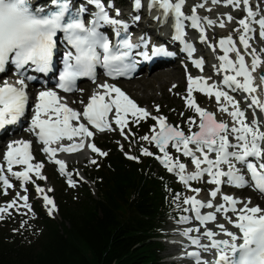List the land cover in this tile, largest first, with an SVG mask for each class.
<instances>
[{"label":"snow or ice","instance_id":"1","mask_svg":"<svg viewBox=\"0 0 264 264\" xmlns=\"http://www.w3.org/2000/svg\"><path fill=\"white\" fill-rule=\"evenodd\" d=\"M220 2L221 0H211L213 5ZM223 3L226 7L231 6L233 10H241L243 6L242 10L246 13L245 18L236 21L239 27L234 29L240 33L238 41L243 48V54L232 35L220 38L218 45L208 44L213 51L218 47L222 53L217 56L219 63L213 65L215 74L220 75L221 79L209 83L211 77L188 76L185 104L199 120L197 122L192 117L188 118L187 134L179 125L168 124L164 116H152L120 88L107 83L99 85L102 91L90 97L82 113L62 102L56 91H40L30 119V131L36 134L37 141L43 145L42 151L49 157L50 162L58 165L60 174L67 177L68 185L74 187L75 181L66 172L65 162L55 157L58 152L73 153L84 149L85 142L93 137V132L81 122V118L101 132L113 131L114 123L121 135H124V130L130 123L139 125L141 121L151 118L155 121V125L151 127L152 134L144 135L140 139L154 145L160 153L154 158L169 173L176 175L180 183L195 193L193 196L184 197L182 203L177 204L183 212L190 213L182 215L180 223H192L194 220L198 224L182 232L190 244L200 250L189 252L188 257L194 259L195 264H264V209L259 206L249 207L250 200L244 202L221 192L222 186L227 185L236 188L251 186L264 193V117L257 116V110L264 114V95H257L258 91L264 92V88L256 85L253 75L264 65V59L256 49H251L249 43L253 23L259 25L260 35L264 37V17L256 19L258 13L253 11L250 0H223ZM87 4L92 5L95 11L91 13V19L86 24L84 16L89 9L78 0H43V3L35 5L32 0H0V72H4L6 66L12 64L22 77L16 81L18 86L7 81L0 85V132L11 131L10 126L17 125L25 117L29 106L25 78H36L25 77V72L30 67L35 73H51L60 40L68 46V50L61 53L62 70L58 75V87L64 92L74 91L80 78H89L95 82L97 67L103 68L110 78L129 76L136 70L137 62L133 59V51L139 45L132 44L126 35L128 25L109 16L103 0H87ZM185 4L186 0H148L147 7L159 12L157 20L167 23L171 19L174 33L172 38L177 42L183 41V51L191 57L195 48L184 40L185 22H190L187 26L199 32L198 39L201 43H208L202 19L209 27L215 26L217 22L197 15V8H203L204 3L194 6L191 15H185ZM142 6V0H134L137 11ZM116 15H120L119 10ZM139 18L134 17L137 21ZM225 20L230 23L235 17L226 15L219 21L220 28L225 27ZM105 26L114 29V43L100 31ZM120 29L124 30L125 35L121 34ZM142 44L146 49L147 44L143 40ZM233 53L235 58L231 56ZM139 54L144 60L150 58L148 51ZM169 55L173 54L164 47L151 49L153 57ZM245 55L251 57L250 63L246 61ZM193 63L203 71V59L194 60ZM260 80L261 85H264V75ZM194 92L209 99L214 98L217 111L226 114L230 123L218 121L215 113L202 109L195 100ZM230 93H243L246 109H242L241 102ZM247 109H252L251 119ZM156 110L159 112L158 106ZM193 127L197 130L193 131ZM77 138L79 142H73ZM64 140L72 143L65 146L61 143ZM53 144L60 146L53 148ZM87 147L101 156L107 155L100 152L93 143H88ZM170 148L179 155L174 157L169 151ZM30 149L31 142L26 141H14L7 145L3 156L4 163L0 164V184L3 185L5 194L7 189L13 187L9 175L21 182L24 191H27L24 185L35 183L32 180L33 175L37 179H45L41 174L43 164L31 163L34 157ZM141 154L154 155L147 148H141ZM179 156L187 158L195 171L189 173L187 165ZM127 158L137 159L130 155ZM91 163L95 164L96 161L92 160ZM14 166H20L23 170L13 171ZM205 176L208 177L205 183L215 187L209 191L210 198L201 201L197 198L201 189L192 188L191 182L200 181ZM36 192L41 194L48 214L52 215L56 211L54 201L38 185ZM218 196L221 202L217 204L215 201ZM17 200L23 201L19 207L31 212L28 196L17 194L16 199L0 208V214L7 213L12 208L18 209ZM176 200H181L179 194ZM241 204L243 206L238 207ZM204 209L212 211L205 213ZM218 217L226 220L237 231H230L225 224L218 223ZM209 224H214L219 231L209 228ZM193 232L199 235H191ZM218 236L227 238L217 239ZM202 239H206L208 243L203 244ZM201 251L213 254L214 259H202Z\"/></svg>","mask_w":264,"mask_h":264},{"label":"trees","instance_id":"2","mask_svg":"<svg viewBox=\"0 0 264 264\" xmlns=\"http://www.w3.org/2000/svg\"><path fill=\"white\" fill-rule=\"evenodd\" d=\"M153 124H133L134 141ZM97 144L107 153L87 170L97 197L85 184L74 199L58 175H45L60 221L36 206V227L27 233L9 232V223L0 221V264H167L163 232L178 218L183 189L158 170L155 156L141 154L144 146L128 145L137 158L130 160L116 145Z\"/></svg>","mask_w":264,"mask_h":264},{"label":"rangeland","instance_id":"3","mask_svg":"<svg viewBox=\"0 0 264 264\" xmlns=\"http://www.w3.org/2000/svg\"><path fill=\"white\" fill-rule=\"evenodd\" d=\"M201 3H204L203 8H197V15L201 16L202 18L207 17L208 19L214 20L217 22L215 26L209 27L206 22H203V26L205 27V32L208 33V43L206 44V47H208V51H211V53L205 52V49L202 47H199V51L203 53V55L208 56L209 62L212 64L214 63V60L217 59V56L222 54L220 53L218 47L216 48V51H213L211 48H209L208 44L212 45H218V40L220 38L227 37L228 35H232L233 39L237 42V45H239L238 41V36L240 35L239 32L234 31V29L238 28L239 25L236 23L237 20L245 18L246 13L242 10L243 6H241V10H233L231 6H224L223 0H221L220 3L213 5L211 3V0H186V4L184 5L183 11L185 12V15H191L192 13V8L196 5H199ZM258 4H264V0H250V6L252 7L254 12H257L258 15L256 17L257 20L260 18L264 17V14H261V11L259 12V9L256 7ZM132 2H130L127 7L131 8ZM210 9V10H209ZM263 12H264V6H263ZM232 15L235 17V20L232 22H227L225 20V27L220 28L219 27V21L221 19H224L226 15ZM203 20V19H202ZM253 32L256 35L254 40H251L252 42H255L256 44H259L260 47H264V37L260 35V29L259 25L257 24H252ZM262 45V46H261ZM240 46V45H239ZM242 47V46H240ZM210 54V56L208 55ZM212 54V56H211ZM216 56V57H214ZM232 58H234V54H231ZM219 62V61H218ZM148 73L144 74L138 79H135L131 82H116L115 85L121 88V90L129 96L130 99H132L134 102L139 103V107L146 109L152 116H162L158 113H154V111L157 109V106L159 109H162L165 111L166 114V119L167 117L170 119L168 121V124L172 125L171 122L176 123V125H179L182 130L185 131L187 134L188 130V124L186 121L188 118L192 117L194 119L199 120V117L193 112V110L189 109L186 107L185 104V97L187 95V85H188V76L193 77V72L190 69H183V72L181 71L180 77L183 78V82H176L173 80L170 85L167 88V91L165 93V96H162L160 91H159V86L156 85V91L153 92L152 89H147L146 91H140L136 90L134 88L129 89L125 85L130 84L133 86L139 85V81L143 79ZM208 76L214 79L213 73L210 71L208 73ZM220 81L219 79H214ZM176 86H179L178 88H175ZM85 93L78 92L77 94L71 96L68 98V101L72 105L76 107L80 106L81 104L85 103L88 97V94L86 93V90L84 89ZM195 100L199 103V105L202 108L210 106V112L214 111L213 106L215 107V104L213 100L209 99L203 94H195L194 95ZM146 102H150L152 104L153 109H150L147 105H145ZM154 110V111H153ZM148 120H151V118H148ZM228 122V120L226 121ZM26 123L29 124V121ZM133 123H130V125L125 128L124 130V135H121L119 128L115 127L113 131H110L106 135H101V136H94L89 139V143H96L98 141L100 144H106V145H116L118 147V150L121 153L127 154V156H132L131 151L132 148L131 146H128L130 144H136L138 147L144 146L147 148L149 151L153 152V149H157L154 145L149 144L146 141H143L142 139L140 140L141 142H135L133 135L130 132V128ZM155 125V121L153 126ZM152 127V126H151ZM151 127L148 126L146 131L140 133V135H151ZM195 128V127H193ZM28 129L26 127L21 130L20 132L16 133L14 136H19L16 140L14 141H26V142H31L32 145V156L34 159L31 161V163L36 164V163H42L43 164V169L41 171V174L45 177V175H48L51 177L55 175H58L60 179L69 187L70 190L74 191L73 197L74 199H77L78 197H81L80 190L84 187V185H88L89 189L92 191V195L94 197H97V193L95 188L92 186L91 183H89L88 178H87V170L91 168L94 164L91 163L92 160H95L96 162L101 161V155L98 153L92 152L90 149H88L86 152L82 154H78L75 157H69L67 160L70 161L73 164L72 167V173H68L73 181H75V186L70 187L67 182V177L63 176L60 174L59 170L57 167L49 162L47 160L46 154L42 151V148L37 145L34 142V139L31 136H26L25 138L22 137L23 133H26ZM194 131V130H193ZM125 136H127V139H125ZM13 137V136H11ZM9 137V138H11ZM8 141V140H7ZM34 147V149H33ZM5 148H1L0 150H3ZM158 151V149H157ZM170 153L176 157L179 154L175 153L173 149H169ZM2 152V151H1ZM6 151H3V156ZM160 155L159 151L158 154ZM3 156L0 158V164H3ZM180 160L184 162L187 165V171L189 173L193 172V168L190 164V162L184 158L183 156H179ZM132 160V159H131ZM165 168L158 162V170H164ZM166 170V169H165ZM167 171V170H166ZM168 172V171H167ZM169 173V172H168ZM170 174V173H169ZM171 178L172 181L176 184H179L181 188L184 191L185 197H190L195 195L194 192L190 191L188 188L185 187V185H182L179 180L172 174ZM10 182L12 183L13 187L7 189V194H5V190L3 188V185L0 184V190H1V197H0V208L6 207L8 203H10L12 200L17 198V194L20 196H28V203L31 206V212H29L26 208L24 207H19L23 203L21 200H17V208H12L9 209L7 213L0 214V221H5L6 223H9V232H13L14 234H19L22 235V233H27L31 230H33L34 227H36V220L38 219V214L35 211L34 207L40 208L45 214H47V207H45L44 202L41 198V194L36 192V182H40L42 185L41 188L45 190V193H47L50 196H55V188L53 187L52 183L49 182L46 177L44 180L37 179L34 175L32 176V180L35 181V183H31L30 188L27 189V191H24L21 187V182L19 181L17 183L16 179L10 178ZM192 188H199L201 189L199 196L197 197L201 201H207L209 197V191L214 188V186H210L205 181H198L195 185L191 186ZM51 189V191H49ZM222 194H226L227 192H224V187L221 188ZM233 195H236L238 198L241 200H246L248 198L247 196V191H236L232 193ZM249 194V193H248ZM251 195L255 196V194L250 193ZM187 207V206H183ZM204 212V211H203ZM48 215V214H47ZM182 215H190V213L183 212L181 209L178 212V218L177 220H171L168 222L167 228L165 232H173L177 230H184L183 227H181V223L179 222V219ZM49 216V215H48ZM50 217V216H49ZM52 218V217H51ZM56 221H60L59 214L57 212V217L54 218ZM13 229V230H12ZM191 235L197 236V233L193 232ZM165 236V235H164ZM180 239L187 240V238L180 237ZM175 240V237H172L168 235L166 238L162 239L164 242L165 246V252L163 253V256L165 258V261L167 264H176L173 263V259L181 256L182 254H186L187 250H180L178 247L176 248L174 245H172L169 241ZM187 243L190 244V241H187ZM177 249V250H174ZM192 251V250H190ZM204 259V258H202Z\"/></svg>","mask_w":264,"mask_h":264},{"label":"bare ground","instance_id":"4","mask_svg":"<svg viewBox=\"0 0 264 264\" xmlns=\"http://www.w3.org/2000/svg\"><path fill=\"white\" fill-rule=\"evenodd\" d=\"M127 4L130 3V1L132 0H125ZM263 6L264 4H258L256 7L259 9V12L260 11H263ZM141 12H137L135 11L132 7L129 8L128 10V14L130 17L132 16H138ZM152 13H153V16H154V20H148L146 21L145 19H147V15L144 14L145 16H143V20L138 22L137 21H133V20H129L126 16H123L122 19L124 20H127L128 22V26L131 28V32L133 33V37L138 41L140 42L142 39H147V38H151L153 39V34H155L156 31L159 32V34H162L164 31L163 29L159 28L160 27V20H157L156 17L159 15V12L156 10V9H152ZM143 14V13H142ZM201 17V16H200ZM202 18V17H201ZM203 21V20H202ZM169 22L165 23V24H168ZM190 22H187L186 21V25H188ZM253 24H256V23H253ZM258 25V24H257ZM190 32L194 33L196 38L194 41H189L188 44L192 45L193 47H196L199 49V47H202L205 49V52H208V53H211V51H208V47H206V44L207 43H201L198 39L199 37V32L193 28H191L190 26H188ZM159 29V30H158ZM252 33V32H251ZM207 36L208 33L206 32ZM256 37V35H255ZM255 37L252 39L254 40ZM249 43L251 45V49H256L257 50V53L261 56L262 59H264V52H261V49H264V47H260L259 44H256L255 42H252L251 40H249ZM238 47H240L239 45H237ZM262 46V45H261ZM241 48V52L243 54V48ZM251 49H249V51H251ZM197 53H199L201 55V57H204L203 53H201L200 51H198ZM195 52V54H197ZM234 54V53H233ZM210 56V54H208ZM188 55H186L185 53L181 55V58H185L187 57ZM212 56V54H211ZM213 57V56H212ZM216 57V56H214ZM234 58H235V54H234ZM245 59L248 63L251 62V57L248 56V55H245ZM219 62L215 59L214 60V63L210 64L209 66V71H211L213 73V75L215 76L214 79H221V76L220 75H216L215 74V71H214V68H213V65L215 64H218ZM181 71L183 72V69L180 68L179 65L177 64H172L171 66H165V67H162V68H158V69H155V70H152L151 72H149L145 77H143V79H141L139 81V85L137 86H133L130 85V84H127L125 85L127 88L129 89H136V90H140V91H146L147 89H152L153 92H155L157 89H156V85L159 86V91L161 93L162 96H165V93L167 91V88L168 86L170 85V83L175 80L176 82H183V78L180 77V74H181ZM260 71H264V65L261 66V68L257 69V71L253 74L254 77H255V83L256 85L260 86L261 88H264L263 85H261L259 79H258V74L260 73ZM193 77H196L195 73L193 75ZM211 80V82L214 81ZM49 81H53L52 77L49 78ZM133 81V80H130V82ZM1 85V83H0ZM94 87H97V86H94ZM118 87V86H117ZM179 86H177L178 88ZM119 88V87H118ZM121 89V88H120ZM91 88L89 86V92H91ZM81 93L83 94L84 93V90L81 91ZM92 94V93H90ZM234 96H239L241 98V103L242 104V109H246V102L242 99V97L244 96L243 93H230ZM257 95H264V92H261V91H258ZM211 100H213L214 104H215V107L213 106L214 108V111H212V113H215L216 114V119L218 121H227L230 123V118L224 114V113H220L217 111V104L215 102V99L214 98H211ZM250 102V101H248ZM138 106H139V103L138 102H135ZM76 105V104H75ZM145 105H147L150 109H153L152 107V104L150 102H146ZM210 106L208 107H205V108H202V109H206L207 111L210 112ZM28 111V110H27ZM27 111H26V115L25 117L28 115L27 114ZM154 111V110H153ZM154 113H158L162 116H164L166 118V114H165V111L162 110V109H159V112H157V110L154 111ZM251 113H252V109H247V114H248V117L249 119H251ZM257 116L258 117H263V114L259 113V111L257 110ZM169 120L167 119V122ZM24 124V123H23ZM29 129V128H28ZM187 130H188V127H187ZM194 131H196L197 129L196 128H193ZM14 131V132H13ZM18 131H20V129L18 128H14V130H11V131H8L6 132V134L0 138L1 141H0V146L1 148H5L7 149V145L9 143H12L14 142V140H16L19 136H14V133H17ZM29 134L28 133H23L22 134V137H26L28 136ZM13 136V137H11ZM11 137V138H9ZM8 140V141H7ZM5 149L3 150H0V158L3 156V151H5ZM34 149V147H33ZM2 151V152H1ZM77 154L75 155H71V157H75ZM70 157V158H71ZM9 177H11L9 175ZM249 193V194H248ZM227 195H230V196H233L239 200H241L240 198H238L236 195H232V193H226ZM253 194V193H252ZM247 196L248 198L246 200H242L244 202H247L248 200L251 201V203L249 204V207H252V206H259L260 208L264 209V200L261 199V197L259 195H256L253 196L250 194V192H247ZM221 200H220V196H218L216 198V201L215 203H220ZM243 205H238V207H242ZM205 213H207L208 211H212L211 209H204L203 210ZM47 214H48V208H47ZM49 215V214H48ZM229 215L231 216V213H229ZM50 217L52 218H56L57 217V210L52 214V215H49ZM218 223H223L225 224V227H227L230 231H233V232H236L237 230L235 228H233L231 225H229L227 223L226 220L222 219L221 217H218ZM181 227L185 229H188V228H192V227H196L198 226L197 222L196 221H192V223H181L180 224ZM209 228H212L214 231H219V229H216L214 224H209L208 225ZM184 230H177V231H173V233L171 234L172 237H175V240L173 242H171L172 245H174L176 248L178 247V249H180L181 251L182 250H187V251H200L199 249L195 248L194 246H192L191 244L187 243V241H189L188 239L187 240H183V239H180V237H183V238H186L182 235V232ZM201 232H203V229H201ZM192 234V233H191ZM197 235H199V233H197ZM223 236H218L217 239H220L222 238ZM203 244H207L208 241L206 239H202L201 241ZM174 250H177V249H174ZM214 255L211 254V253H206V252H203L201 251V257L203 258H206L205 260L206 261H209L211 259V257H213ZM173 263H176V264H195V260L192 259V258H189V257H182V256H179L175 259H173Z\"/></svg>","mask_w":264,"mask_h":264},{"label":"water","instance_id":"5","mask_svg":"<svg viewBox=\"0 0 264 264\" xmlns=\"http://www.w3.org/2000/svg\"><path fill=\"white\" fill-rule=\"evenodd\" d=\"M262 75H264V71H260V73L258 74V79H259L260 82H261L260 77H261Z\"/></svg>","mask_w":264,"mask_h":264}]
</instances>
